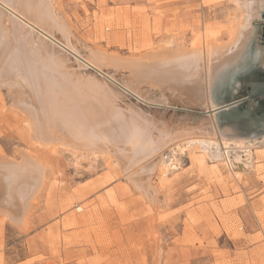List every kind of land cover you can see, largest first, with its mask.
Returning <instances> with one entry per match:
<instances>
[{"label": "rangeland", "instance_id": "374dc122", "mask_svg": "<svg viewBox=\"0 0 264 264\" xmlns=\"http://www.w3.org/2000/svg\"><path fill=\"white\" fill-rule=\"evenodd\" d=\"M56 2L78 49L99 47L124 58L150 51L161 34L201 39L209 29L225 42L233 12L226 0ZM263 21L264 13L259 23ZM255 70L260 69L247 72ZM248 80L263 77L257 73L239 80L236 92L228 90L223 100L244 97ZM4 94L6 90L0 94V156L19 162L21 153L34 154L51 173L46 172L45 188L32 198L24 230L0 212V264H264V146L253 150L252 169L243 175L230 173L225 165L210 167L208 162V167L191 151L174 166L170 151L164 150L162 158L172 165L168 179L163 181L156 168L153 175L141 176V189L105 157L90 163L60 149L35 150L24 115L10 108L12 94ZM125 97L148 122L172 116L174 106L166 109L155 95L146 98L160 105L156 108ZM194 118L210 120L188 115L179 106L171 121L180 125ZM219 118L241 130L259 131L264 104L246 103Z\"/></svg>", "mask_w": 264, "mask_h": 264}, {"label": "bare ground", "instance_id": "6f19581e", "mask_svg": "<svg viewBox=\"0 0 264 264\" xmlns=\"http://www.w3.org/2000/svg\"><path fill=\"white\" fill-rule=\"evenodd\" d=\"M226 1L233 12L225 42L209 29L202 40L160 33L153 49L124 58L85 44L78 49L56 0H0V90L15 99L10 108L24 115L35 150L60 149L90 163L105 157L137 188L144 186L141 176L156 168L162 180L168 179L169 168L189 151L199 153L207 166L225 165L243 175L252 169L253 150L264 146V124L246 131L219 116L228 112L222 97L236 92L239 77L257 65L264 69L259 38L257 43L264 0ZM147 94L166 109L174 106L172 116L148 122L125 101L127 96L160 106ZM179 106L210 120L175 125L171 119ZM164 150L170 151L172 165L162 158ZM47 171L34 154L21 153L19 162L0 156V212L19 230L32 198L45 188Z\"/></svg>", "mask_w": 264, "mask_h": 264}, {"label": "water", "instance_id": "95a60500", "mask_svg": "<svg viewBox=\"0 0 264 264\" xmlns=\"http://www.w3.org/2000/svg\"><path fill=\"white\" fill-rule=\"evenodd\" d=\"M259 31V42L260 45L262 47V51H263V61H264V21L258 24V28ZM261 65H257V67L260 69ZM259 73L262 77L263 80L262 81H250L248 80L245 86V96L244 97H240V98H236L235 95H232V98L228 101L225 102L228 105V109H226V111H230V110H234L237 108L242 107L243 105H245L246 103L253 105V106H257L259 101H261L264 104V69L263 70H255V71H251L250 73H247L245 75H242L241 77H239V80H244V78H246L247 76L253 75V74H257ZM225 110H222L221 112H224Z\"/></svg>", "mask_w": 264, "mask_h": 264}]
</instances>
